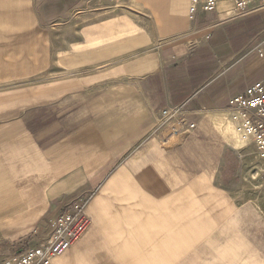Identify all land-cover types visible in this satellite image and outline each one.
Here are the masks:
<instances>
[{"label": "crops", "instance_id": "1", "mask_svg": "<svg viewBox=\"0 0 264 264\" xmlns=\"http://www.w3.org/2000/svg\"><path fill=\"white\" fill-rule=\"evenodd\" d=\"M226 2L0 0V199L53 217L94 193L54 264H264L263 216L232 204L252 152L222 117L264 75L263 39L232 28L262 10ZM181 105L196 129L166 150L160 112Z\"/></svg>", "mask_w": 264, "mask_h": 264}, {"label": "built area", "instance_id": "2", "mask_svg": "<svg viewBox=\"0 0 264 264\" xmlns=\"http://www.w3.org/2000/svg\"><path fill=\"white\" fill-rule=\"evenodd\" d=\"M221 1H231L238 14L264 9V0H191L190 17L216 12ZM256 54L264 62V39ZM236 125V135L243 143L251 142L264 163V75L246 91L234 97L226 110ZM184 106L163 109L157 122V134L163 147H176L192 135L196 124L188 120ZM88 193L77 194L61 206L59 212L48 220L50 233L44 244L25 250L16 258H0V264H54V259L64 255L92 228L93 222L86 213Z\"/></svg>", "mask_w": 264, "mask_h": 264}, {"label": "rangeland", "instance_id": "3", "mask_svg": "<svg viewBox=\"0 0 264 264\" xmlns=\"http://www.w3.org/2000/svg\"><path fill=\"white\" fill-rule=\"evenodd\" d=\"M229 7L230 3L225 1V3L223 4L224 11H226ZM218 8L219 4L217 6V12L220 13L218 11ZM259 10H262V16L258 21H255L253 23L244 21L232 26L233 29L235 28L236 30L238 29L246 31L249 30L252 25L255 32L253 33L254 36H252L251 43L253 42L254 44L264 39V9ZM259 10L256 9V11ZM253 43L251 45H254ZM222 117L226 121H228V118L230 119L227 114ZM236 137L238 136L236 135ZM165 148L166 150H169L174 147L166 146ZM245 149H248L250 153L252 152L245 159V174L243 175V179L246 180V184H244V188L242 191H239L237 189L232 190V204L237 206H245L248 208H255L263 216L264 220V163L259 159L256 147L251 142L247 143V147ZM228 164V167L232 172H237L238 163L235 159H231ZM244 171L242 170L241 172L244 173ZM93 194L94 193L88 194L89 203L94 196ZM58 203L50 205L47 209V212L45 213L43 211H40L37 214H35L34 212L32 215H25V221L21 223L19 227H0V258H16L20 255L21 252L39 247L40 245L44 244L50 233L47 222L56 212ZM80 241L78 243H80ZM78 243L76 245H78ZM76 245H74L73 247H75Z\"/></svg>", "mask_w": 264, "mask_h": 264}, {"label": "bare ground", "instance_id": "4", "mask_svg": "<svg viewBox=\"0 0 264 264\" xmlns=\"http://www.w3.org/2000/svg\"><path fill=\"white\" fill-rule=\"evenodd\" d=\"M25 215L28 214L23 213L15 198L5 197L0 199V226L12 227L19 225Z\"/></svg>", "mask_w": 264, "mask_h": 264}]
</instances>
